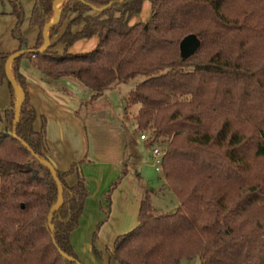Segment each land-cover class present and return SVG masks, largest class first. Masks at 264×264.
Returning <instances> with one entry per match:
<instances>
[{
	"label": "trees",
	"instance_id": "trees-1",
	"mask_svg": "<svg viewBox=\"0 0 264 264\" xmlns=\"http://www.w3.org/2000/svg\"><path fill=\"white\" fill-rule=\"evenodd\" d=\"M7 1L17 18L12 35L18 50L27 49L18 32L20 5ZM53 1L33 0L36 51L10 64L24 97L16 123L5 71L14 53H0V87L10 88V104L0 110V264H80L69 237L89 196L83 161L65 172L54 169L61 193L43 163L49 164L46 121L40 116V129H34L38 114L20 71L22 58L50 80L68 79L89 90L84 106L120 83L144 78L128 93L124 110L139 105L135 126L164 151L163 184L178 207L155 213L143 188L138 224L106 250L109 264L196 258L199 264H264V0H148L151 16L136 24L129 20L145 0H66L47 30L49 45L40 50ZM187 36L194 37L191 49L184 45ZM93 37L92 51L68 52ZM128 140L134 146L129 134ZM73 173L77 182L69 186L65 179ZM120 179L107 189V205ZM98 228L91 252L100 258Z\"/></svg>",
	"mask_w": 264,
	"mask_h": 264
},
{
	"label": "crops",
	"instance_id": "crops-1",
	"mask_svg": "<svg viewBox=\"0 0 264 264\" xmlns=\"http://www.w3.org/2000/svg\"><path fill=\"white\" fill-rule=\"evenodd\" d=\"M14 1L20 5L22 17L23 9L29 11L34 3L33 0ZM11 11V4L8 9H5L4 6L0 8V53L18 52L19 42L12 35L17 18L11 14ZM45 33L46 45H48V33L47 31ZM27 49H31V47H27ZM24 59L26 58H22L19 62L20 71L27 81L29 97L38 114L34 129H40V116H43L46 121V141L49 145L47 160L49 164L54 169L65 172L69 170L72 164L83 161L81 172L84 175L85 188L89 191V196L92 193L89 186L90 181L96 183V190L93 188L95 201L92 200L90 203V197L86 198L82 215L79 218V225L69 237L75 254L80 256L79 253H82L92 257L90 234L97 224L101 223L102 225L98 229L100 247L113 246L117 236L133 230L138 224L139 203L144 192L141 179L139 180L137 177L139 173L135 169V162L138 159V152L135 148H137L138 142L133 140L135 141L131 148V157L133 158L127 161L125 153L128 136L125 135L124 126L121 125L124 124L122 119L115 118L113 134L111 137H107L110 133L102 127L101 122L103 120L99 117L102 113L98 115V113H93L95 111L90 108H86L99 102L106 94L114 91L113 89L103 92L97 101L84 106L92 96L89 90L81 88L68 79L50 80L36 68L30 69L24 63ZM10 64L8 65L9 76L14 82ZM14 97H16L17 104L21 97L16 91H14ZM89 127L91 128L90 132L94 134L99 130L95 138H88L86 133ZM108 139L110 144L104 143V140ZM112 141L116 144H113ZM118 141H121L122 144L120 145ZM118 176L121 179L116 190L110 196L109 204L111 207L108 215H106L104 206L106 199L105 194L103 196L102 194L107 191L108 186ZM65 180L69 186L74 185L77 182V175L75 173L70 174Z\"/></svg>",
	"mask_w": 264,
	"mask_h": 264
},
{
	"label": "rangeland",
	"instance_id": "rangeland-1",
	"mask_svg": "<svg viewBox=\"0 0 264 264\" xmlns=\"http://www.w3.org/2000/svg\"><path fill=\"white\" fill-rule=\"evenodd\" d=\"M64 3L65 1H63L62 3L60 1V3H58V6L56 8V12L58 14H59L60 9L64 5ZM3 6L5 7V9H8L10 8V3H8L7 0H3V2L0 3V8H2ZM31 8L32 7H30L29 11H26L25 8L23 9V17H22L23 19H22L21 24L19 25V30H18L19 34H21V36L25 39L27 47L34 46L35 38L38 35L37 34L38 28L35 27L34 25L33 26L30 25L29 23V19H30L29 14H30ZM150 16H151L150 15V4L148 0H145L141 11L138 14H135L134 16H132L129 20V23L130 24L144 23L150 18ZM51 17L52 18L50 19L49 23L57 21L56 17H53V15ZM97 42H98V37H93L91 39H82L81 41L74 43L67 49H68V52L71 54H82V53L90 52L93 49H95ZM48 45H49V42H48ZM54 49H56L58 53L60 54L64 53V49L61 45H56ZM23 61L25 64L28 65V67H30V69L34 68L28 62V60L24 59ZM143 80L144 78L142 77H136L135 79L130 80V82L120 83L116 87H114L113 89L114 91L106 94L103 99L99 100V102L94 103L91 107L87 106L86 108L88 109L90 108L91 110L95 111L93 113H96V114L98 113V115L102 113L101 116H99L103 120L101 122L102 127L106 128V131L110 133L107 137H111L113 134L112 131L115 129V126H114L115 118L117 117V118L122 119L124 124H121V125L124 126L123 129H124L125 135L128 136L129 134L131 141L135 139L138 142L136 146L137 148H135L136 151L138 152V156H137L138 159L135 162L136 164L135 169L137 173H139L140 175L141 184L143 188L147 189L150 192L151 204H153L154 206L155 213L158 214L162 212L163 213L173 212L178 207V203L176 202V199L172 191L170 190V188H168L166 185L163 184L162 175L158 172H155L153 167L151 166V159L149 157L150 155L148 151L150 147V142L148 140L147 142L146 141L142 142L139 139L140 132L137 131V126H135V123L133 120L134 116L136 115L138 111L137 109L139 105L136 104V105L130 106V108H127V113L124 110L126 107L125 99L129 96L128 93L135 85H137ZM9 95H10L9 85L8 83H4L3 86L0 87V110L4 109V107L10 104ZM96 114L95 116H97ZM90 131H91V128L89 127V130L86 133L88 134V138H92V137L95 138L97 133L99 132V130H97L94 134L93 132H90ZM4 132H5V121L4 119H2L0 120V135ZM90 133L94 135H91ZM127 141L129 142V140ZM112 142L113 144H116V142L114 141ZM118 142L120 145L122 144L121 141H118ZM104 143L110 144L109 139L104 140ZM92 144L94 143L92 142ZM131 145H132V142H129L127 151L125 153V158L127 161L132 160L133 158L131 157V148L133 147V146L131 147ZM89 186H90V190L92 191V193L89 196L90 201H91L90 203H92V200L94 202L96 198L94 189H93L95 188L96 190V187H95L96 183L93 181H90ZM107 191H105L102 194V196ZM104 206L106 208L105 214L108 215V211L111 205L110 204L107 205V202H105ZM101 226H102L101 223L97 224L95 228L91 231L90 236H92V234L96 231L97 227L100 228ZM98 232L99 230H97L96 237L98 238V241H97L98 250L101 253L100 258L96 257L94 254L92 257H88L85 254L79 253L80 256L77 255V257H79L78 259H79L80 264H109L108 254L106 253V250L111 249L112 246L100 247ZM199 262H200L199 259L196 258L193 260H183L181 264H199Z\"/></svg>",
	"mask_w": 264,
	"mask_h": 264
},
{
	"label": "water",
	"instance_id": "water-1",
	"mask_svg": "<svg viewBox=\"0 0 264 264\" xmlns=\"http://www.w3.org/2000/svg\"><path fill=\"white\" fill-rule=\"evenodd\" d=\"M56 1H59V0H54V1H53V4H52V10H53V17H56V18H57V21H58V20H59L58 13L56 12V9H55ZM62 1H66V0H62ZM57 21L51 22V23H49L47 26H45V28H44V30H43V33H42V34L44 35L43 45H42V47L40 48V50H43L44 48L47 47V45H46V33H45V31L48 30V28H49V26H50L51 24H53V23H55V22H57ZM193 44H194V37H193V36H187V37L185 38V40H184V45H186L187 49H191V48L193 47ZM35 51H36V50H32V49H20V50H18V52H15L14 54H12V55L8 58V60H7L6 64H5V66H6L5 71H6V74H7L8 81L12 83L13 88H14V91H16V92L19 94V96L21 97V98H20V101L16 104V107H15V110H14V113H15L14 123H16V122L18 121V116H19L20 106H21V103H22V100L24 99V97H23V92L21 91V89L18 88L17 85H16L14 82H12V80H11V78H10V76H9V66H8V65L11 63V61H12L14 58L18 57L19 55H22V54H29V53H34ZM13 129H14V128H13ZM12 136H13V137H16V135H15V129H14L13 132H12ZM22 144H23L26 148H28V145H26V144L23 143V142H22ZM28 151L31 153V150H30L29 148H28ZM43 163L49 168V170H50V172H51V175H53V178H54V180H55V182H56V184H57V187H58V189H59V191H60V193H61V192H62V191H61V186H60V183H59V180H58L57 176L55 175L54 167H52V166H51L50 164H48V163H45V162H43ZM61 202H62V197H61V195H60L59 202H58V204L55 206V209L58 208V206L61 204Z\"/></svg>",
	"mask_w": 264,
	"mask_h": 264
},
{
	"label": "built area",
	"instance_id": "built-area-1",
	"mask_svg": "<svg viewBox=\"0 0 264 264\" xmlns=\"http://www.w3.org/2000/svg\"><path fill=\"white\" fill-rule=\"evenodd\" d=\"M139 139L141 141H146L147 142V137L146 135H140ZM149 157L151 159V166L153 167L155 172H158L162 174V160H163V155L164 151L157 145L150 146L149 147Z\"/></svg>",
	"mask_w": 264,
	"mask_h": 264
},
{
	"label": "bare ground",
	"instance_id": "bare-ground-1",
	"mask_svg": "<svg viewBox=\"0 0 264 264\" xmlns=\"http://www.w3.org/2000/svg\"><path fill=\"white\" fill-rule=\"evenodd\" d=\"M60 1H61V0H59V1H56V4H55V9L57 8V6H58V3H60Z\"/></svg>",
	"mask_w": 264,
	"mask_h": 264
}]
</instances>
